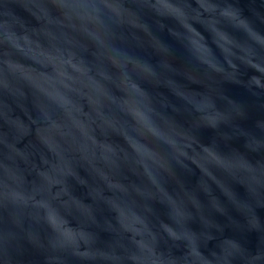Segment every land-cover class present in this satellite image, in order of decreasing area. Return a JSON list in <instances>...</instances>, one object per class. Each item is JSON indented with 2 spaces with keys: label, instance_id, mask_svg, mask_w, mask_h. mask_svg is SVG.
I'll return each instance as SVG.
<instances>
[{
  "label": "water",
  "instance_id": "water-1",
  "mask_svg": "<svg viewBox=\"0 0 264 264\" xmlns=\"http://www.w3.org/2000/svg\"><path fill=\"white\" fill-rule=\"evenodd\" d=\"M0 264H264V0H0Z\"/></svg>",
  "mask_w": 264,
  "mask_h": 264
}]
</instances>
